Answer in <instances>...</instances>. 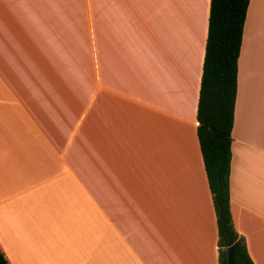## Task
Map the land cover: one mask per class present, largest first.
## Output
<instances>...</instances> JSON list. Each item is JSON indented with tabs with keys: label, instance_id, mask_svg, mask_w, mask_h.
<instances>
[{
	"label": "crops",
	"instance_id": "crops-1",
	"mask_svg": "<svg viewBox=\"0 0 264 264\" xmlns=\"http://www.w3.org/2000/svg\"><path fill=\"white\" fill-rule=\"evenodd\" d=\"M179 1L93 0L88 34L66 0H0L9 264H218L196 120L210 0ZM231 152L234 227L264 264V0L244 22Z\"/></svg>",
	"mask_w": 264,
	"mask_h": 264
},
{
	"label": "trees",
	"instance_id": "trees-1",
	"mask_svg": "<svg viewBox=\"0 0 264 264\" xmlns=\"http://www.w3.org/2000/svg\"><path fill=\"white\" fill-rule=\"evenodd\" d=\"M249 1L210 0L197 102V137L216 215L218 264H227L225 248L233 244L235 264H254L234 227L229 187L237 63ZM0 264H9L1 249Z\"/></svg>",
	"mask_w": 264,
	"mask_h": 264
},
{
	"label": "rangeland",
	"instance_id": "rangeland-1",
	"mask_svg": "<svg viewBox=\"0 0 264 264\" xmlns=\"http://www.w3.org/2000/svg\"><path fill=\"white\" fill-rule=\"evenodd\" d=\"M178 2L180 3V12L184 13L185 10L181 6V2L179 0H174V6H176ZM183 2L187 3L185 6L190 9L189 1L183 0ZM66 5L70 13L77 14V26L83 25V27H85L86 32L88 34H91L93 0H66ZM76 7H78L79 10Z\"/></svg>",
	"mask_w": 264,
	"mask_h": 264
},
{
	"label": "water",
	"instance_id": "water-1",
	"mask_svg": "<svg viewBox=\"0 0 264 264\" xmlns=\"http://www.w3.org/2000/svg\"><path fill=\"white\" fill-rule=\"evenodd\" d=\"M235 249L236 244L225 248L227 264H235Z\"/></svg>",
	"mask_w": 264,
	"mask_h": 264
}]
</instances>
